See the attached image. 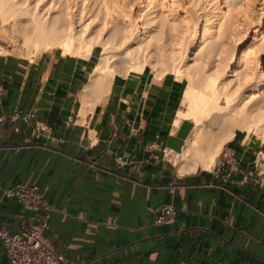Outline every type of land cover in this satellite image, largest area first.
I'll list each match as a JSON object with an SVG mask.
<instances>
[{
    "label": "crops",
    "instance_id": "obj_1",
    "mask_svg": "<svg viewBox=\"0 0 264 264\" xmlns=\"http://www.w3.org/2000/svg\"><path fill=\"white\" fill-rule=\"evenodd\" d=\"M96 65L94 53L60 49L0 55V110L32 112L45 129L38 138L25 122L0 124V228L33 224L34 213L1 199L24 183L55 205L46 238L76 263L264 264V143L243 132L226 143L239 161L231 177L181 173L173 158L195 130L188 118L177 125L187 79L118 74L81 114ZM170 202L177 221L158 224L157 208ZM0 264H10L1 241Z\"/></svg>",
    "mask_w": 264,
    "mask_h": 264
},
{
    "label": "bare ground",
    "instance_id": "obj_2",
    "mask_svg": "<svg viewBox=\"0 0 264 264\" xmlns=\"http://www.w3.org/2000/svg\"><path fill=\"white\" fill-rule=\"evenodd\" d=\"M251 2L0 0V29L14 34L8 32L11 40L0 37V55L18 53L31 59L41 51L60 49L89 59L100 48L81 114L106 99L118 74L150 68L159 77L173 73L187 79L186 109L177 125L188 118L195 130L178 155L183 162L176 165L184 174L210 170L239 132L264 143V0H256L260 11L251 37L226 45V39L244 33L237 16L241 10L252 12ZM185 6L191 14L200 9L204 13H197L193 22Z\"/></svg>",
    "mask_w": 264,
    "mask_h": 264
},
{
    "label": "built area",
    "instance_id": "obj_3",
    "mask_svg": "<svg viewBox=\"0 0 264 264\" xmlns=\"http://www.w3.org/2000/svg\"><path fill=\"white\" fill-rule=\"evenodd\" d=\"M5 121H11L14 124L22 121L34 126L38 138L45 132L36 120V115L20 107L10 113L0 110V124ZM237 171H239L237 151L231 146H226L213 166V172L217 176L225 173L231 177ZM7 198L16 199L27 211L35 214L32 218L33 224L20 232L11 233L0 228V241L5 246L10 264H84L68 259L65 254L56 251L48 242L46 231L50 227V219L56 207L43 193L40 186L19 183L4 188L1 199ZM177 218L178 207L174 203H165L157 208L156 221L158 224L170 225L175 223Z\"/></svg>",
    "mask_w": 264,
    "mask_h": 264
},
{
    "label": "rangeland",
    "instance_id": "obj_4",
    "mask_svg": "<svg viewBox=\"0 0 264 264\" xmlns=\"http://www.w3.org/2000/svg\"><path fill=\"white\" fill-rule=\"evenodd\" d=\"M252 2L250 3L251 5L250 6H252V12H246V11H244V10H241L239 13H238V16H237V20H239L240 21V23H242V25H243V27H242V30H244V33L243 34H241V36L239 35V36H236V37H234L233 39H226V45L227 46H231L233 43H234V41L236 40V39H239V38H243L242 40H244V39H248V38H250L251 37V35H252V33H253V29H254V26H255V22H256V18H257V13L260 11L259 9H260V7L258 6V4L256 3V0H251ZM187 7V8H186ZM200 9V7H197V9L196 10H199ZM185 11H188L189 12V14H188V16H189V18H191L192 19V21L194 22V21H196V19H197V17H198V15H196L197 13L198 14H200V13H204V10L202 11V9H200L199 11H194L192 14H191V7H189V6H185ZM196 12V13H195ZM200 12V13H199ZM182 13V12H181ZM248 13V14H247ZM251 15V16H250ZM194 18V19H193ZM196 18V19H195ZM247 18V19H246ZM255 18V19H254ZM179 20H181V19H179ZM251 20V21H250ZM255 22H254V21ZM23 27V25H20L19 26V28H22ZM249 28V30L247 31V29ZM245 30H246V32H245ZM7 33H6V32ZM181 31H182V28H180L179 27V36L181 35ZM3 32V33H2ZM4 32L6 33V34H4ZM10 31L9 30H1L0 29V34L2 33V35L0 36V37H2V36H5V38H7V39H9V40H11V37L9 36L10 34ZM13 34V33H12ZM11 34V35H12ZM8 35V36H7ZM14 35V34H13ZM3 38V37H2ZM240 48H242V45H241V47ZM42 53V51L40 52V53H37V54H33L32 56L34 57V55L35 56H38V55H40ZM16 55H19L18 53H15ZM94 55L96 56V58H97V62H98V60H99V57H100V48H97L95 51H94ZM261 57H262V61L264 62V54L263 55H261ZM30 58V57H29ZM32 58V57H31ZM124 66V65H123ZM125 75V74H124ZM186 109V105H185V107H184V110ZM214 132H216V133H218V131L220 132V130L219 129H214L213 130ZM213 132V133H214ZM255 138L256 139H258V136H255ZM260 141V143H263L262 142V140H259ZM224 148H225V146H224ZM223 148V149H224ZM222 149V150H223ZM263 157V156H262ZM178 158V159H177ZM218 159V158H217ZM173 161L176 163V161H179V164H181L183 161H182V157L181 156H176V157H174L173 158Z\"/></svg>",
    "mask_w": 264,
    "mask_h": 264
}]
</instances>
